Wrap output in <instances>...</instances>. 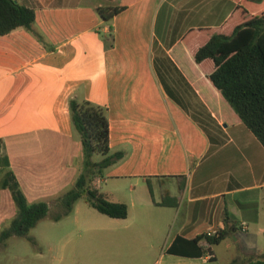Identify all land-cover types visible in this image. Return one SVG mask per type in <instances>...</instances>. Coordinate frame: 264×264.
<instances>
[{
  "label": "crops",
  "instance_id": "1",
  "mask_svg": "<svg viewBox=\"0 0 264 264\" xmlns=\"http://www.w3.org/2000/svg\"><path fill=\"white\" fill-rule=\"evenodd\" d=\"M16 1L35 9L34 30L43 37L25 28L0 36L2 155L28 199H59L82 174L83 150L69 103L87 100L107 108L110 149L125 153L93 185L101 191L103 181L127 183L140 215L151 207L171 213L169 220L131 219L130 205L115 199L120 192L106 191L112 201L129 207L110 237L119 249L130 250L126 256L119 253L120 261L262 260L264 249L242 235L262 218L264 146L208 78L212 62L196 63L202 43L188 42L202 30H221L235 12L234 0ZM104 6L126 10L104 22L96 12ZM207 112L215 119L206 121L209 133L194 117L202 119ZM153 183L162 197L165 189L171 192L166 201L175 207L159 205L163 199L154 198ZM226 209L237 230L217 245L229 251L224 263L216 246L201 257L170 252L178 238L192 240L222 229Z\"/></svg>",
  "mask_w": 264,
  "mask_h": 264
},
{
  "label": "trees",
  "instance_id": "2",
  "mask_svg": "<svg viewBox=\"0 0 264 264\" xmlns=\"http://www.w3.org/2000/svg\"><path fill=\"white\" fill-rule=\"evenodd\" d=\"M235 12L221 30H202L190 44L202 43L195 54V61L201 64L210 60L214 70L208 78L231 106L242 123L264 146V0H234ZM126 10L124 6H104L96 8L100 19L109 22ZM36 11L32 7L19 4L16 0H0V36L10 34L18 28H25L43 41L41 34L34 30ZM195 33H192V35ZM160 75L161 71L158 69ZM176 101H180L174 96ZM72 126L80 139L83 150V172L75 185L61 198L59 204L64 211L55 220L69 215L75 204L84 200L99 213L114 219H126L129 207L126 203L114 202L107 193L97 189L93 182L103 177L105 171L125 157L122 151L110 149V127L108 110L90 101L72 98L69 103ZM200 126L209 133L208 124L214 122L210 113L206 121L194 116ZM101 160L93 161L94 155ZM0 170L4 174L0 180L1 189H9L15 205V216L8 227L0 232V246L13 237H24L45 219L50 211L45 201L31 203L22 190L15 173L10 169V161L2 155L0 140ZM151 189V184L149 183ZM165 187V180H162ZM183 186V185H182ZM182 189V188H181ZM171 192L164 190L160 206L168 204ZM224 227L213 235L202 234L192 240L178 238L170 252L187 257H201L212 254L211 247L220 245L237 230L225 210ZM206 242L209 246H201ZM233 264H236L234 262ZM254 264H264L262 260Z\"/></svg>",
  "mask_w": 264,
  "mask_h": 264
},
{
  "label": "rangeland",
  "instance_id": "3",
  "mask_svg": "<svg viewBox=\"0 0 264 264\" xmlns=\"http://www.w3.org/2000/svg\"><path fill=\"white\" fill-rule=\"evenodd\" d=\"M110 39V36H109ZM210 65L205 68L209 69ZM230 107V105L227 103ZM206 121V116H201ZM102 158L96 154L93 161H100ZM2 174H0V180ZM101 192L116 190L115 199L126 201L130 205V218L146 217L149 219L169 220L171 213L155 209L140 215L139 208L132 205L133 196L128 193V185L124 182L104 181L101 184ZM154 198L157 201L163 199L159 185L153 183ZM71 189V188H70ZM68 189L67 191H69ZM66 191V192H67ZM65 192V193H66ZM64 193V194H65ZM31 203L39 202L36 197H29ZM50 211L48 216L41 220L29 234L24 237H13L0 246V264H130L131 258L120 261L119 253H130L126 247L119 249L115 237L118 233L115 224L116 219L99 213L88 205L84 200L78 201L73 211L61 217L55 218L64 211L59 204V199L49 200ZM262 208L264 203L262 202ZM15 205L9 189L0 188V232L8 227L15 216ZM162 212V213H160ZM163 232L157 235L162 236ZM242 236L245 240L255 244L258 248L264 249V209L259 225L250 224L248 234ZM219 260L224 263L229 251L225 245L214 247Z\"/></svg>",
  "mask_w": 264,
  "mask_h": 264
},
{
  "label": "built area",
  "instance_id": "4",
  "mask_svg": "<svg viewBox=\"0 0 264 264\" xmlns=\"http://www.w3.org/2000/svg\"><path fill=\"white\" fill-rule=\"evenodd\" d=\"M242 229H243V231H247V229H248L247 224H244L243 227H242ZM213 234H214V233H212V232H209V233H208V235H213Z\"/></svg>",
  "mask_w": 264,
  "mask_h": 264
}]
</instances>
